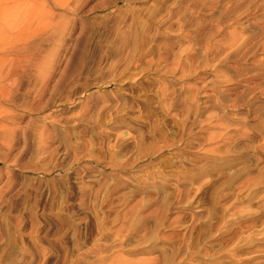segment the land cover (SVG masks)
<instances>
[{
    "label": "rangeland",
    "instance_id": "374dc122",
    "mask_svg": "<svg viewBox=\"0 0 264 264\" xmlns=\"http://www.w3.org/2000/svg\"><path fill=\"white\" fill-rule=\"evenodd\" d=\"M1 92L0 264H264V0H0Z\"/></svg>",
    "mask_w": 264,
    "mask_h": 264
},
{
    "label": "bare ground",
    "instance_id": "6f19581e",
    "mask_svg": "<svg viewBox=\"0 0 264 264\" xmlns=\"http://www.w3.org/2000/svg\"><path fill=\"white\" fill-rule=\"evenodd\" d=\"M18 49H19V48H18ZM18 49H17V50H18ZM5 94H8V92L5 93ZM5 94H4V92H1V93H0L1 101H2V102H3V101H5V102H6V101H9V102H10L12 99L10 100V99H9L10 97H8V96L5 95ZM48 102H49V101H48ZM0 103H1V102H0ZM39 109H40V108H39ZM37 111H38V110H37ZM206 226H207V225H206ZM233 230H234V229H233ZM203 231H204V230H203ZM205 232H206V231H205ZM203 233H204V232H203ZM236 235H237V234H236ZM227 236H228V235H227ZM243 238H244V237H243ZM228 239H229V238H228ZM197 251H198V248H197ZM198 254H199V253H198ZM204 254H205V252H204ZM200 256H201V255H200ZM202 257H203V256H202ZM231 257H232V256H231ZM236 257H237V256H236ZM195 258H196V257H195ZM234 262H235V264H244V263L239 262V261L237 262L236 260H235ZM228 263H229V262H228ZM228 263H226V264H228ZM263 263H264V262H263ZM251 264H261V263H257V262L254 263V262H252Z\"/></svg>",
    "mask_w": 264,
    "mask_h": 264
}]
</instances>
